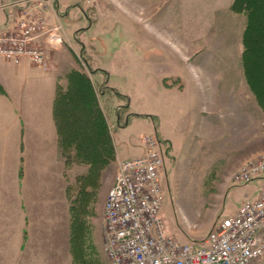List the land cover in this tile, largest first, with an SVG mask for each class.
Masks as SVG:
<instances>
[{
	"label": "rangeland",
	"instance_id": "rangeland-1",
	"mask_svg": "<svg viewBox=\"0 0 264 264\" xmlns=\"http://www.w3.org/2000/svg\"><path fill=\"white\" fill-rule=\"evenodd\" d=\"M179 1L47 0L30 9L33 14L39 13L47 26H60L61 44L48 45L39 40L47 51L65 47L69 61L82 72L99 70L92 74V83L113 142L115 160L101 175L102 182L109 177L107 187L101 185L92 194L95 205L84 209V214L89 213L86 218L91 229L83 245L85 264H108L101 230L106 193L118 163L143 153L140 137L144 134H168L173 139L171 149L160 140L165 172L162 212L178 240L200 242L216 221L234 214L245 199H255L259 192V178L247 183L237 179L248 159L264 154V110L250 90L243 69L242 88L238 89L237 83L236 89L241 91L227 93L231 104L227 112L235 109L237 118L227 114L220 119L218 104L205 108L206 101L200 99L198 89L201 86L191 82L187 74L188 63L177 61L170 53L176 52L185 61L190 53L202 50L205 40H210L211 48L217 47L219 36H225L226 45L236 52L245 15L231 10L232 0L226 11L212 12V18L207 19L210 27L196 25L188 19L198 12L185 10L186 5L182 9ZM8 2L0 0V28L5 22L1 7ZM29 2L37 4L35 0ZM228 61L233 63L235 59ZM173 68L177 76L164 74ZM105 70L110 75L103 83L105 76L99 73ZM232 83L228 82V88ZM238 141H243L245 148L259 147L260 153L234 162L240 158L235 149ZM67 166V183L76 172L85 170ZM70 260V264H78L72 257ZM251 264H264V255Z\"/></svg>",
	"mask_w": 264,
	"mask_h": 264
},
{
	"label": "crops",
	"instance_id": "crops-1",
	"mask_svg": "<svg viewBox=\"0 0 264 264\" xmlns=\"http://www.w3.org/2000/svg\"><path fill=\"white\" fill-rule=\"evenodd\" d=\"M9 1L1 7L5 10V22L0 32L9 26L8 13L24 7L29 2ZM185 1L186 3L179 1L182 9L186 5L188 8L185 10L198 12L188 21L206 27L211 26L207 19L212 18V12L226 11L232 2V0ZM57 16L59 18L60 15L57 13ZM201 20H206V23ZM218 41L217 47L211 48L210 40H205L202 50L188 54L193 58L188 56L184 58L185 61H182L176 52L170 53L177 61L188 63L187 74L191 82L197 87L201 86L198 87L200 99L206 101V109L218 104L220 108L217 112L220 119L227 114L236 117L235 109L227 112L231 106L227 93L241 91L236 90L237 83L238 89L243 85L241 35L236 52L233 53L226 45L228 41L225 36H219ZM205 49L207 52L202 55ZM47 58L48 68L43 69L25 58L14 63L0 56V264L72 262L68 240L70 214L66 192L67 177L64 170L67 166L58 148L53 108L58 89L67 86L68 74L74 70L78 72L82 70L69 61L68 50L65 51V47L49 49ZM232 58L235 59L233 63L228 61ZM86 64L88 65V62ZM96 71L99 70L95 69L88 74L82 72L90 80L94 92L92 74ZM99 74L103 78L105 76L106 81L103 83H106L110 73L105 70ZM164 74L177 76L174 68ZM229 81H233L230 88ZM250 115V126H253V113ZM155 135L159 141L166 142L168 148H172L173 139L168 137V134ZM242 142L235 143L236 153L240 154V158L234 162H241L260 153L259 147L245 148ZM82 172L83 170L78 171L74 176ZM103 181L102 185L106 188L109 177Z\"/></svg>",
	"mask_w": 264,
	"mask_h": 264
},
{
	"label": "built area",
	"instance_id": "built-area-1",
	"mask_svg": "<svg viewBox=\"0 0 264 264\" xmlns=\"http://www.w3.org/2000/svg\"><path fill=\"white\" fill-rule=\"evenodd\" d=\"M28 2L8 13L0 32V56L17 63L25 58L48 68V45L63 42L60 26L49 27L30 9L47 0ZM264 124V123H263ZM142 154L118 163L107 191L101 225L108 264H251L264 255V154L248 159L238 182L259 178L255 199H245L234 214L216 221L200 242L178 240L163 217L164 155L155 134L141 136Z\"/></svg>",
	"mask_w": 264,
	"mask_h": 264
},
{
	"label": "trees",
	"instance_id": "trees-1",
	"mask_svg": "<svg viewBox=\"0 0 264 264\" xmlns=\"http://www.w3.org/2000/svg\"><path fill=\"white\" fill-rule=\"evenodd\" d=\"M231 10L245 15L241 64L249 88L264 110V0H233ZM53 116L59 152L66 166L85 168L66 187L69 253L76 263L85 264L83 245L91 229L86 218L89 213L84 214V209L95 205L92 194L99 191L101 175L115 156L97 96L84 73L74 70L68 74L67 86L59 88L55 96Z\"/></svg>",
	"mask_w": 264,
	"mask_h": 264
}]
</instances>
